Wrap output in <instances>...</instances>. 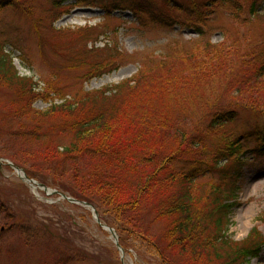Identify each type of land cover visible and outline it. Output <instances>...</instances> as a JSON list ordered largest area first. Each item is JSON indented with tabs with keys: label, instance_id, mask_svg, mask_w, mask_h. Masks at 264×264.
I'll return each instance as SVG.
<instances>
[{
	"label": "trees",
	"instance_id": "16d2710c",
	"mask_svg": "<svg viewBox=\"0 0 264 264\" xmlns=\"http://www.w3.org/2000/svg\"><path fill=\"white\" fill-rule=\"evenodd\" d=\"M64 1L68 0L54 1L50 11L53 19L61 16L59 11ZM77 1L101 3L106 8L109 5L110 10L133 9L141 15L151 14V20L164 28L192 26L199 31L202 40L209 42V29H204L209 13L216 11L219 4L233 0H169L165 7L171 4L173 9L185 11V16L168 15L167 18L163 17L164 13L152 10L150 0ZM252 6L243 16L244 3L238 1L233 17L246 18L243 20L247 25L256 21L264 23L260 6L255 1ZM5 10L31 20L38 48L47 46L50 40L54 43L43 32L42 16L34 12L28 0H0V13ZM222 29L224 34L228 33L226 27ZM248 32L237 38L249 42L244 43L247 54L241 52L237 57V64L244 60L238 71L236 67L237 75L240 71L243 76H231L221 66L205 81L206 87L216 90H220L226 80L227 84L234 82L236 87H228L232 89L231 98L226 99L227 91H219L221 95L198 100L202 104L201 111L196 105L193 108L190 105L180 112L167 102L172 99L171 92L183 88L174 86L175 82L185 86L191 78V85H195L203 75L200 72L202 63L197 58L199 49L188 50L177 57L170 54L149 73L139 72V78L149 74L150 79H156L150 81L151 93L147 99L118 98L120 105L110 106L108 99L115 93L117 97L124 95L125 90L132 87L129 82L137 76L112 87L72 94L61 93L56 79L50 81L43 92L40 82L33 76L22 75L16 67L13 60L16 43L5 38L0 42V90L13 94L0 102V113L3 108L7 113L0 121V136L3 137L0 138V156L12 158L39 180L53 176L54 185L92 203L98 211L102 204L105 210L113 209L124 216L128 224L137 226L138 235L156 248L162 264H245L260 256L264 233L254 227L247 238L233 239L229 231L234 208L238 206L234 188L242 176L246 153L264 155V132L261 136L251 133L260 142L259 147L252 149L239 151L247 137L237 146L230 142L222 145L218 141L213 147L208 144L212 145L209 141L213 131L244 115L264 122V28L260 29L259 37H249ZM6 44H9L8 50L4 49ZM60 52L71 53L69 48ZM83 55L81 51L80 57ZM83 57L79 64H55L54 67L69 71L74 67H86ZM179 60L185 62L181 75L173 66ZM188 61L193 64L190 66ZM167 64L164 70L162 67ZM205 68H210L207 62ZM154 70L157 72H152ZM97 74L88 72V80ZM53 92L60 94L52 95ZM40 99L52 103L51 106L41 112L35 110L34 103ZM177 101L189 103L190 99L179 97ZM256 131L259 133L258 129ZM59 134L69 137V142L61 145ZM67 176L75 180L76 186L63 183ZM204 177H216L222 183H215L210 191L208 184L202 182ZM1 205L0 200V212ZM152 213L154 219L146 225L148 221L142 218ZM14 217L7 209L5 219L12 229L17 226L16 221L9 224ZM155 224L162 225L163 229L152 235L150 228Z\"/></svg>",
	"mask_w": 264,
	"mask_h": 264
},
{
	"label": "rangeland",
	"instance_id": "374dc122",
	"mask_svg": "<svg viewBox=\"0 0 264 264\" xmlns=\"http://www.w3.org/2000/svg\"><path fill=\"white\" fill-rule=\"evenodd\" d=\"M28 1L34 6V12L42 16V30L54 40V43L52 44L50 40L47 46L38 48V40L32 33L31 20L18 17L12 10L0 13V39L5 41L6 38L16 43L17 50L14 52L16 65L22 74L33 75L35 80L40 81L43 92L46 85L50 81H57L56 79L60 83L57 87H60L61 93L72 94L83 90L93 91L106 86L112 87L126 79H134L139 72L149 73L159 65V61L166 59L170 54H175L177 57L180 53H187L188 50L199 49L197 58L202 63L200 72L203 75L195 85H191L193 82L191 78L185 82V86L175 82L174 86L183 88L170 93L172 99L167 103L175 106L178 112L190 105L192 108L196 105L201 111L202 104L198 100L204 96L221 95L219 91L221 93L227 91L226 99L229 100L232 89L228 87L232 85L236 87L234 82L227 84L229 81L226 80L221 89L216 90L215 87H206L205 81H208L215 74L216 68L221 66L223 71L229 72L231 76L242 77L243 74L239 71L237 75V71L244 60H241V64H237L239 62L237 57L241 52L247 54V44L244 43L248 41L242 42L237 38L248 31L249 37H259L262 33L260 29L264 28L263 22L256 21L247 25L244 22L246 18L242 17L244 20H239L233 17L237 11L235 4L238 1H242L244 9L249 12L254 0H233L228 4H220L216 11L209 13L210 18L204 24V29L206 31L209 29V42L202 40L199 31L197 32L192 26L182 28L177 25L173 29L164 28L151 20V14L141 15L130 10H110L109 5L108 8H104L101 3L68 0L61 3L63 5L59 11L61 16L53 19L54 16L50 11L56 0ZM167 1L169 0H150L152 10L156 13H164V18L168 15L185 16V11L173 9L171 4L165 7ZM259 2L264 13V0ZM242 15L244 16L245 12ZM222 27L228 29L227 34L223 33ZM68 48L70 54L59 53ZM81 51L84 52L85 57H81L85 60L84 65L87 68L74 67L69 71L54 67L55 64L69 66L75 62L81 63ZM88 51L92 52L88 53ZM206 62L210 66L209 69L205 68ZM187 64L191 66L193 62L188 61ZM255 64L259 67L257 61ZM168 66L169 64L162 68L167 70ZM173 66L180 75L184 74L185 62L179 60ZM92 71L98 74L88 80L87 74L88 72L91 74ZM56 73L59 78L57 75L54 76ZM160 76L163 77L164 74ZM231 76L228 74V80ZM140 78L137 76L129 82L132 87L127 88L124 95L117 97L115 93L114 97L108 99L109 105L113 106L116 103L119 106L118 98L130 97L131 100L137 101L150 97V81L156 79H150L149 74ZM12 94L1 89L0 102L8 100ZM59 94L52 93V95ZM179 97H188L190 102H178ZM51 104L40 99L34 103V107L41 112L47 110ZM5 112L6 108H3L0 121L2 115H7ZM238 121L234 124H224L213 131L209 141L212 145H209L213 147L216 141L222 145L228 144L230 139L252 131L255 126L249 117ZM3 135L7 139L4 132ZM69 140V137L59 134L58 142L61 145L67 144ZM259 146L260 142L257 138H251L246 142V148L249 149ZM1 147L0 145V149ZM257 154L260 155L258 152ZM248 155L252 158L248 160L243 178L238 182L237 202L241 204L234 209L233 224L230 226V233L237 241L247 238L254 227L264 233V155L258 157L253 152H249ZM46 174L50 175L48 172ZM48 178L40 181L54 190L60 189L57 184H53V176ZM202 182L208 184L210 191L215 183H222L216 177H204ZM63 183L70 187L76 186L75 180L68 176ZM226 184L224 183V186ZM236 187L237 185L234 189ZM62 191L75 198L70 192ZM0 197L4 198L10 207L14 206L15 210L12 207L11 209L18 223L8 233L0 231V264H67L65 260L70 258L74 260V264H162L156 248L138 235L137 226L128 224L127 218L113 209L105 210L102 204L99 206L102 224L108 227L114 226L116 235L97 222L91 208L60 199L56 194L47 195L41 189L36 190L22 182L12 167L4 166L0 170ZM153 219V213L142 218L148 221L146 225H149ZM6 222L8 220L5 219V215H1L0 228ZM162 229V225L155 224L150 228V232L153 235L161 232ZM117 238L122 248H125L122 254L115 244ZM251 263L264 264V250L261 257L253 259Z\"/></svg>",
	"mask_w": 264,
	"mask_h": 264
},
{
	"label": "water",
	"instance_id": "95a60500",
	"mask_svg": "<svg viewBox=\"0 0 264 264\" xmlns=\"http://www.w3.org/2000/svg\"><path fill=\"white\" fill-rule=\"evenodd\" d=\"M72 201H74V200H72ZM99 221V220H98ZM109 230H111V231H114V229L113 228H108ZM117 242V245H118V247H119V242L118 241H116Z\"/></svg>",
	"mask_w": 264,
	"mask_h": 264
}]
</instances>
